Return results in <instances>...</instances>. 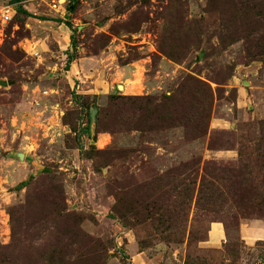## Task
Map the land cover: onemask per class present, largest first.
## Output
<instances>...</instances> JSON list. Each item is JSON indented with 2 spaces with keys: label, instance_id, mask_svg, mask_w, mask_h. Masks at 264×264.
<instances>
[{
  "label": "rangeland",
  "instance_id": "obj_1",
  "mask_svg": "<svg viewBox=\"0 0 264 264\" xmlns=\"http://www.w3.org/2000/svg\"><path fill=\"white\" fill-rule=\"evenodd\" d=\"M6 4L0 264H264V0Z\"/></svg>",
  "mask_w": 264,
  "mask_h": 264
},
{
  "label": "crops",
  "instance_id": "obj_2",
  "mask_svg": "<svg viewBox=\"0 0 264 264\" xmlns=\"http://www.w3.org/2000/svg\"><path fill=\"white\" fill-rule=\"evenodd\" d=\"M64 33H65V36H66L65 39H64V43H66L67 36L69 37V32L65 31ZM251 65L252 64H250L249 67ZM210 230H211V235L209 236L208 241L211 242L212 244L214 242L218 243L221 240L222 235H223V226L219 222H213L212 225H211V229ZM217 243H214L213 246L217 245Z\"/></svg>",
  "mask_w": 264,
  "mask_h": 264
},
{
  "label": "built area",
  "instance_id": "obj_3",
  "mask_svg": "<svg viewBox=\"0 0 264 264\" xmlns=\"http://www.w3.org/2000/svg\"><path fill=\"white\" fill-rule=\"evenodd\" d=\"M50 4L53 6H57L61 2V0H49ZM14 14V10L11 4H6L3 6H0V19L3 22H7L11 20L12 15Z\"/></svg>",
  "mask_w": 264,
  "mask_h": 264
},
{
  "label": "trees",
  "instance_id": "obj_4",
  "mask_svg": "<svg viewBox=\"0 0 264 264\" xmlns=\"http://www.w3.org/2000/svg\"><path fill=\"white\" fill-rule=\"evenodd\" d=\"M22 10V9H21ZM24 11V10H23ZM68 27H69V24L65 23ZM71 44H72V40H71ZM69 60H71V57H69Z\"/></svg>",
  "mask_w": 264,
  "mask_h": 264
},
{
  "label": "bare ground",
  "instance_id": "obj_5",
  "mask_svg": "<svg viewBox=\"0 0 264 264\" xmlns=\"http://www.w3.org/2000/svg\"><path fill=\"white\" fill-rule=\"evenodd\" d=\"M119 88L122 90L123 89V86L122 85H119Z\"/></svg>",
  "mask_w": 264,
  "mask_h": 264
},
{
  "label": "water",
  "instance_id": "obj_6",
  "mask_svg": "<svg viewBox=\"0 0 264 264\" xmlns=\"http://www.w3.org/2000/svg\"><path fill=\"white\" fill-rule=\"evenodd\" d=\"M20 157H22V154H18Z\"/></svg>",
  "mask_w": 264,
  "mask_h": 264
}]
</instances>
